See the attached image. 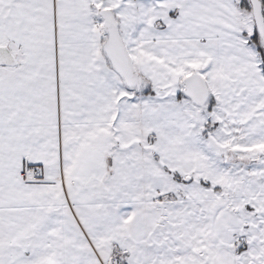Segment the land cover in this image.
I'll use <instances>...</instances> for the list:
<instances>
[{"label":"snow or ice","instance_id":"1","mask_svg":"<svg viewBox=\"0 0 264 264\" xmlns=\"http://www.w3.org/2000/svg\"><path fill=\"white\" fill-rule=\"evenodd\" d=\"M0 264H264V0H0Z\"/></svg>","mask_w":264,"mask_h":264}]
</instances>
